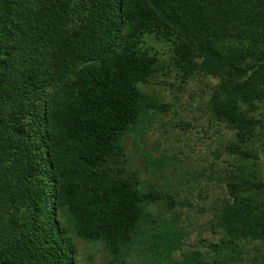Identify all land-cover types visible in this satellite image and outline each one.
<instances>
[{"label":"trees","instance_id":"obj_1","mask_svg":"<svg viewBox=\"0 0 264 264\" xmlns=\"http://www.w3.org/2000/svg\"><path fill=\"white\" fill-rule=\"evenodd\" d=\"M171 73L216 80L208 112L232 132L211 263L182 254L174 196L123 160V137L164 109L148 84ZM256 143L264 0H0V264H75L74 237L106 264L136 245L149 264H237L252 245L249 264H264Z\"/></svg>","mask_w":264,"mask_h":264},{"label":"rangeland","instance_id":"obj_2","mask_svg":"<svg viewBox=\"0 0 264 264\" xmlns=\"http://www.w3.org/2000/svg\"><path fill=\"white\" fill-rule=\"evenodd\" d=\"M215 83L216 80L199 75L185 83L173 73L155 76L147 91L164 109L142 114L139 123L122 139L126 170L135 174L145 189L153 187L174 196L182 254L198 253L199 261L207 263L214 260L209 246L223 238L215 215L225 198L223 170L233 162L224 150L232 132L208 112V98ZM254 115L258 117L257 113ZM257 145L259 153L255 158L264 177V152L259 144L254 147ZM179 203L183 205L178 206ZM73 243L75 264L109 261L99 242H83L74 237ZM249 248L250 252L243 254L237 264L250 263L255 249L252 245ZM257 248L264 251L260 245ZM147 256L141 245H136L124 264H149ZM173 259L180 261V252H175Z\"/></svg>","mask_w":264,"mask_h":264}]
</instances>
